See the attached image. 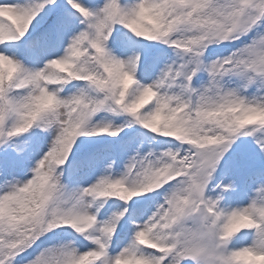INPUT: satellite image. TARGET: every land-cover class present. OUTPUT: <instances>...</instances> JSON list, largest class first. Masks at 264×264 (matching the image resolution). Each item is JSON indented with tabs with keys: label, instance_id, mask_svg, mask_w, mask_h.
Segmentation results:
<instances>
[{
	"label": "snow or ice",
	"instance_id": "6c2138e0",
	"mask_svg": "<svg viewBox=\"0 0 264 264\" xmlns=\"http://www.w3.org/2000/svg\"><path fill=\"white\" fill-rule=\"evenodd\" d=\"M0 264H264V0H0Z\"/></svg>",
	"mask_w": 264,
	"mask_h": 264
}]
</instances>
